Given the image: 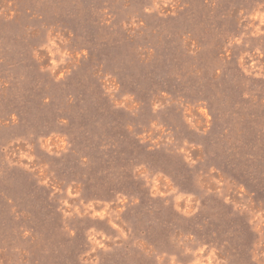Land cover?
I'll list each match as a JSON object with an SVG mask.
<instances>
[{
  "label": "rangeland",
  "instance_id": "rangeland-1",
  "mask_svg": "<svg viewBox=\"0 0 264 264\" xmlns=\"http://www.w3.org/2000/svg\"><path fill=\"white\" fill-rule=\"evenodd\" d=\"M0 264H264V0H0Z\"/></svg>",
  "mask_w": 264,
  "mask_h": 264
}]
</instances>
